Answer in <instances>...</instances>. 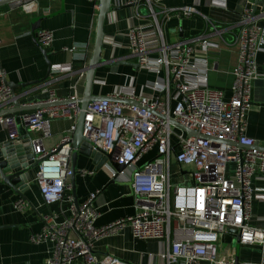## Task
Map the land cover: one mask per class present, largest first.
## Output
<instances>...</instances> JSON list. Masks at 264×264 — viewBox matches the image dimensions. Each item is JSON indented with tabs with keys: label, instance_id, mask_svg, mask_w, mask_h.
I'll use <instances>...</instances> for the list:
<instances>
[{
	"label": "built area",
	"instance_id": "obj_1",
	"mask_svg": "<svg viewBox=\"0 0 264 264\" xmlns=\"http://www.w3.org/2000/svg\"><path fill=\"white\" fill-rule=\"evenodd\" d=\"M16 6L30 13L35 0H24ZM172 11L181 16L196 12L190 6ZM261 23L264 6L244 4L235 41L237 64L231 72L227 101L220 90L208 86L206 67L193 62V44L205 48L209 45L206 39L168 44L155 16L150 25L128 29L124 46L137 59L139 69L157 75L151 88L159 95L136 96L131 90L125 98L136 105L117 101L124 98L120 94L90 102L84 110L82 134L94 150L108 157L107 162L124 166L118 172L112 168L111 178L117 180L129 171L136 213L96 226L95 193H91L80 205L72 204L69 216L61 222L53 212L46 214L42 230L31 235L34 242L51 244L44 264H131L111 255L98 258L93 250L95 240L125 227L138 239L164 242L166 249L158 256L166 264H264V250L257 262L236 263L217 248L220 236L228 229L239 231L241 244H264V228L251 223L255 198L252 181L256 175L264 176V150L246 135L252 85L264 77L257 65V56L264 50ZM36 38L46 47L53 41V33L39 30ZM80 48L84 45L65 50L75 55L73 52ZM67 64L50 67L48 86L71 71ZM0 78V105L10 108L12 91L1 68ZM67 99L70 102L66 106L38 108L22 118L28 131L37 134L30 138L34 159L40 161L35 179L47 205L63 200L72 174L71 142L80 112L78 98L52 97L48 101ZM55 119L72 120L73 124L56 143L46 147ZM174 123L196 135H188ZM0 125L7 129L8 139L19 137L14 116H0ZM152 151L154 155L142 162ZM27 206L23 198L14 202V209L19 211Z\"/></svg>",
	"mask_w": 264,
	"mask_h": 264
},
{
	"label": "crops",
	"instance_id": "obj_2",
	"mask_svg": "<svg viewBox=\"0 0 264 264\" xmlns=\"http://www.w3.org/2000/svg\"><path fill=\"white\" fill-rule=\"evenodd\" d=\"M246 3L264 6V0H258L257 4L255 0H112L113 9L104 24L102 64L95 70L92 94L106 97L120 94L124 96L121 98L123 100H127L125 96L131 90L136 96L159 95L151 88V83L158 79L157 75L139 69L137 59L124 46L127 42L125 34L130 27L150 25L155 16L168 44L194 43L196 38L208 41L209 45L205 48L201 44H193V62L200 68L206 67L208 86L220 90L227 101L231 96V72L237 64L235 41L240 27L239 19L242 6ZM185 6L193 7L196 12L181 16L172 11ZM97 11L98 0H35L30 13L15 5L0 8V68L5 72L6 82L11 84L14 100L19 104L17 110L4 115H12L16 119L18 138L27 134L31 139L37 136L28 131L22 120L23 116L38 109L34 108L35 104L52 97L70 98L75 95L79 99L83 96L85 68L95 37ZM39 30L53 33V41L44 48L36 41L35 33ZM75 44H82L84 48L75 50V55L65 50ZM48 61L52 67L68 63L71 71L48 86V78L43 81ZM257 65L258 72L264 74V50L257 56ZM163 76L162 73L159 77ZM1 84L3 80L0 78ZM251 101L246 118V135L264 149V77L254 81ZM173 103L174 100L170 105L173 106ZM10 105V108H14L13 102ZM4 109L0 105V113ZM71 124L73 121L68 119L52 120L51 136L45 140V146L56 143ZM7 134V129L0 125V143L8 139ZM153 155L154 151L146 154L141 161ZM231 169L228 166V170ZM36 170L37 167L31 173L32 182L25 190L24 197L0 182V264H44L49 255L50 242L31 240L33 233L42 230L43 216L53 212L56 220L61 222L69 216L72 204L80 205L91 193H95L96 226L136 213L137 200L129 185V171L111 183L112 167L107 161L98 166L92 158L79 154L74 193L68 178L69 188L63 200L50 205L44 202L40 193L35 179ZM80 170L87 173L83 174ZM252 185L255 198L252 201L251 223L257 228H264V176L256 175ZM18 198L26 200V209H14V202ZM231 230L220 236L217 244L219 252L234 260L237 257L238 262L259 261L264 244L238 243ZM93 246L98 258L111 255L131 264H166L158 256L166 249L164 242L138 239L129 227L95 240Z\"/></svg>",
	"mask_w": 264,
	"mask_h": 264
},
{
	"label": "water",
	"instance_id": "obj_3",
	"mask_svg": "<svg viewBox=\"0 0 264 264\" xmlns=\"http://www.w3.org/2000/svg\"><path fill=\"white\" fill-rule=\"evenodd\" d=\"M24 0H0V8L4 6L18 5L20 2ZM258 0H255V4H257ZM112 0H98V11L96 15V31L95 37L92 44V50L87 62V66L85 68L84 75V93L83 96L77 99V102L80 106V112L77 116L76 128L73 132L72 136V153H71V176L70 184L72 188V192L75 191V175L77 173L76 170V160L77 156L84 155L90 157L94 160L95 165H100L102 162L108 161V157L103 153L94 150L88 140L82 134V124L84 117V110L88 106V104L94 100L104 99L106 96L103 95H94L92 94V87L95 82V70L98 66L102 64V46L105 39L104 32V24L108 14L112 11ZM37 32L35 33V36ZM37 41V38H36ZM41 48H44L39 44ZM43 52H45L43 50ZM48 68L47 73L43 77V81L48 78L51 63L47 62ZM7 86L11 88V84L6 82ZM12 96H13V105L14 108H6L1 113L0 116L4 114H8L14 112L18 109L19 104L17 100H14L15 94L13 89L11 88ZM117 101L122 103H130L136 105L135 102L130 100L118 99ZM69 100L58 101V102H49L45 101L39 104H35L34 108H42V107H54L65 105L69 103ZM176 124V123H174ZM176 126L182 128L188 135L194 136L195 132L189 130L186 127H183L179 124ZM200 135H198L199 137ZM261 149V148H260ZM264 150V149H262ZM35 155L32 150V144L30 141V136L27 134L24 137L16 138V139H7L4 142L0 143V182L5 185L11 187L17 194L24 197L25 190L29 187V184L32 182L31 173L35 170V168L39 164V159H34ZM109 165L118 171L123 170L124 166L118 165L115 162H108ZM111 183L116 182L115 179L111 178ZM231 232L234 234L236 241L239 243V231L232 229ZM238 247V246H237ZM235 262L238 263V258L236 257Z\"/></svg>",
	"mask_w": 264,
	"mask_h": 264
}]
</instances>
